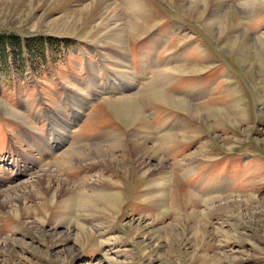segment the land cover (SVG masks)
<instances>
[{
	"label": "rangeland",
	"instance_id": "obj_1",
	"mask_svg": "<svg viewBox=\"0 0 264 264\" xmlns=\"http://www.w3.org/2000/svg\"><path fill=\"white\" fill-rule=\"evenodd\" d=\"M115 1L125 23L135 25L123 49L99 39L97 23L109 20L100 11L79 22L91 0H0V192H7L0 195V264H264V0H215L196 10H189L190 0H141L143 10L134 13L122 0ZM222 6L234 15L220 14L216 8ZM159 32L172 33L162 55L170 61L171 53L180 51L185 58L161 65L140 85L147 75L135 72V46L144 47V40ZM144 62L148 66L142 69L148 70L151 60ZM167 72L168 97L191 99L203 119L138 96L147 84L157 88L156 79ZM108 78L110 86L115 79L137 83L94 97L93 89ZM201 81L210 84L206 93L182 96ZM134 93L131 115L135 119L140 108L146 123L136 128L161 116L177 119L160 133L151 126L143 129L161 157L148 166L143 153L132 147L136 119L121 122L116 110ZM87 97L91 101L72 124L70 140L53 153L44 151V135L64 138L66 122ZM52 125L54 134L48 133ZM107 125L116 127L115 136L130 148L111 147L115 159L107 163L80 156L61 164L69 150L85 154L96 145L108 147L109 140L96 143L109 132ZM80 132L86 141L75 143ZM190 140L186 155L177 149L170 155L175 145ZM196 163L197 172L205 168L214 174L204 179L202 195H196L195 177L186 176L195 172ZM48 168L70 182L54 204L43 206L46 194L38 192L40 184H30L29 192L10 188L38 181ZM166 171L170 174L158 197L149 184ZM81 180L86 181L81 185ZM83 185L88 192L120 193L118 204L74 208L67 200L70 189ZM17 206L19 217L13 215ZM71 219L88 226L92 237L78 242L77 230L60 224Z\"/></svg>",
	"mask_w": 264,
	"mask_h": 264
},
{
	"label": "bare ground",
	"instance_id": "obj_2",
	"mask_svg": "<svg viewBox=\"0 0 264 264\" xmlns=\"http://www.w3.org/2000/svg\"><path fill=\"white\" fill-rule=\"evenodd\" d=\"M65 1V0H64ZM215 0H190V4L188 6L189 10H196L197 8L199 7H203L206 8L208 6V3H212L214 2ZM122 2H124L128 7H129V10L132 11V13H134V11L137 9L138 11H140L141 9L143 10V2L141 0H122ZM217 3H219V1H217ZM129 4V5H128ZM83 5V4H82ZM224 5V4H222ZM227 5V4H226ZM82 8V7H81ZM202 9V10H203ZM100 11V13H102L103 15H106L107 17L106 18H109V20L106 19V21L102 20V22H98V27H97V30H99L98 34L101 33V35H99V39L102 40V41H105L107 43H116L118 44V48L120 47V49H123L125 47L123 42H125L126 40V36L128 35V33L133 30L135 28V25L131 22H127L125 23V20L123 18V16H121V12L117 6V3L115 0H91L90 3L84 5V7L81 9L80 13L82 15V17L79 20V22L81 21H84L86 19V17H88L92 12H96V11ZM145 10V9H144ZM188 10V9H187ZM199 10V9H198ZM216 10L220 11V14H223V12H226V13H230L232 12L233 14V10H228L227 8L225 7H221V8H216ZM204 11V10H203ZM136 12V11H135ZM216 12V11H215ZM214 12V13H215ZM99 13V12H98ZM194 13V12H193ZM219 13V12H218ZM95 14V13H94ZM93 14V16H94ZM209 14V13H208ZM231 14V13H230ZM78 15V14H77ZM75 15V16H77ZM210 15V14H209ZM214 15V14H213ZM234 15V14H233ZM134 16H137V15H134ZM202 16V15H201ZM220 16V15H219ZM230 16V15H229ZM218 17V16H217ZM71 18V17H70ZM73 18V17H72ZM211 18V17H210ZM234 18V17H233ZM69 19V18H68ZM75 19V18H74ZM77 19V18H76ZM104 19V18H103ZM215 19V18H213ZM212 19V20H213ZM218 19V18H217ZM217 19L215 21H217ZM76 21V20H75ZM214 21V20H213ZM72 22V21H71ZM77 22V21H76ZM97 22V21H96ZM130 23V24H129ZM214 23V22H213ZM227 23V21H226ZM209 24V23H208ZM207 24V25H208ZM225 24V23H224ZM226 25V24H225ZM228 25V24H227ZM232 25V24H231ZM230 25V26H231ZM134 27V28H133ZM233 27V26H231ZM229 27V28H231ZM176 28V27H175ZM214 28V27H213ZM228 28V27H227ZM103 29V31H102ZM223 29V28H221ZM244 33V32H243ZM240 35V34H239ZM242 35V34H241ZM237 38V37H236ZM120 44H119V43ZM231 42V41H230ZM233 43V41H232ZM123 44V45H122ZM128 44V43H127ZM235 44V43H234ZM255 45V44H254ZM264 49V47L262 48ZM118 55V54H117ZM123 55V54H121ZM119 56V55H118ZM146 57V56H145ZM119 59V58H118ZM149 61V60H148ZM118 62V60H117ZM116 62V63H117ZM125 63V62H124ZM126 64V63H125ZM165 66V65H164ZM134 67V66H133ZM135 71V70H134ZM137 74L138 72L135 71ZM133 75V73H132ZM162 77H160L159 79H156V80H159V83H157L159 86L157 88L154 87V85L156 84H147L146 86L143 87V89L141 90V92L139 93L138 96H148V97H152L154 100L158 101V102H162L164 104H168L172 107H175L181 111H184L188 114H190L191 116H193L194 118H196L197 120H201L203 119V116L204 114L201 113L198 108L196 106H194L192 103H188L186 101H182L181 99L180 100H177V99H172V98H169L167 96H165L164 94V87H165V84L167 83V80L169 79L170 75L169 73L167 72L166 73H163L161 74ZM134 77V75H133ZM122 79V76L119 78V80ZM111 78H108V80L102 84V87L101 88H95L93 89L94 91L92 92L93 96H97V95H101L103 93H108V92H113L114 89L116 90H121V91H125V90H128L130 89L131 87L135 86L137 81L134 79L132 81H130V83L128 84H123L121 83V81L119 80H116L117 83L115 84L114 82V87L113 85L110 86V84H112L110 82ZM163 81V82H161ZM165 81V82H164ZM101 83V82H100ZM156 83V82H154ZM109 85V87H105L103 88L104 86H107ZM103 88V89H102ZM115 91V90H114ZM102 97V96H101ZM100 97V98H101ZM91 100L87 98H85V100L83 101V103L80 105V107L77 109V115L72 118L71 120L67 121L66 124H65V137L62 138V139H59L58 136H53V137H49V135H44L45 138L47 137L48 140L44 141L43 144H46L45 147H44V151H48L50 153H53L54 150H56V148L60 147L63 145V141L66 139V140H70L71 136H70V130H71V127H72V124L77 120V119H80L84 114H85V111L83 109V106H87L88 103L90 102ZM125 102L121 103L122 105L120 107H117L116 110H117V113H119V118L121 119V122H124L126 124H133L134 120L136 119L135 123L139 122V120L142 118V117H145V115H143V112L142 110L139 108L138 110V113L136 114V118L133 119V116L131 115V111L133 110L134 108V97H131V98H128L127 100H123ZM138 101V99H137ZM150 101V99H149ZM98 105V104H97ZM96 105V106H97ZM132 105V106H131ZM95 106V107H96ZM131 106V108H129ZM84 107V108H85ZM134 111V110H133ZM219 112V111H218ZM134 113V112H133ZM220 114V113H219ZM205 122V121H204ZM134 123V124H135ZM55 125V124H54ZM54 125H52V130H49L48 133L50 134H54ZM139 127H137V125L135 126V130L133 129V133H132V136L134 137L135 140L132 141V147L134 148H137L139 149L138 151L143 153V157L144 158V161H143V164L144 166H148L150 164V160H152L153 158H157V159H160V153H159V150L157 148V146L151 142L149 139L150 137L148 135H146L145 133H143V129H145V126L143 125H138ZM50 127V128H51ZM49 128V129H50ZM56 129V127H55ZM154 129V128H153ZM169 130V129H168ZM170 131V130H169ZM168 131V132H169ZM154 132V131H153ZM154 134V133H153ZM105 135V134H104ZM112 135L114 136V138L116 137L115 136V133H113V130L110 131L108 134H106L105 136L101 137V141H108L111 142L109 144L108 147H105V146H101V145H96L94 147L91 148V150L85 154L81 153L80 149H72L71 151L69 150L68 152L64 153V155H62V158L60 159L62 162L61 164L63 165H69V163L73 160L74 157H80V156H83L84 159H86L88 156V160H91L92 162L96 163L95 160L96 158H100L102 159V163H107V161L111 160L112 159H115L112 157V155H110V151L109 150H112L111 147H125V142H122L120 139V137H116L117 140L113 141L111 139L112 138ZM157 135V134H156ZM154 136V135H153ZM158 137V136H157ZM58 139V140H57ZM154 141V140H153ZM170 141H172V139H170ZM67 142V141H64V143ZM74 147V146H73ZM76 147V146H75ZM62 148V147H61ZM138 152V153H139ZM137 153V154H138ZM138 156V155H137ZM112 158V159H111ZM142 158V157H141ZM77 159V158H76ZM140 159V158H139ZM141 160V159H140ZM93 163V164H94ZM115 164V163H113ZM117 164V163H116ZM107 165V164H106ZM155 165V164H154ZM112 166V165H111ZM119 166V165H118ZM124 169L126 168V166L123 167ZM143 168V167H142ZM127 169V168H126ZM156 173V172H155ZM170 172L169 171H166L164 173H162V175L159 177H154L153 179H151V183L149 184L150 185V188H151V191H153V188L156 189V191L154 190V193L158 196L160 195L164 189H162L160 187L161 183L163 182L164 179H167V177L169 176ZM39 176V175H38ZM158 176V175H157ZM38 181H34V182H28V181H23V182H19V184H16L14 185L13 187H10V188H13L15 191H18V190H21L24 189V191H28V187H30L34 184H40V188H39V191L40 194L42 193H45V201L43 203V206L44 205H48V204H54L56 202V199L57 197L59 196V193H61L63 191V188H65L66 186H70V182H68L67 180H64L60 177L59 173H57V171H55L54 169L52 168H48V169H45L44 170V173L40 174V176L37 178ZM84 179V178H83ZM86 180H81L79 183L82 185V183H84ZM57 182V183H60L61 186L59 187H56L55 188V185L54 183ZM105 182V181H104ZM45 183V184H44ZM95 183V182H94ZM167 183V182H166ZM88 185V184H87ZM20 187V188H19ZM9 188V189H10ZM87 188L86 185L84 186H80L79 189H70V198H68V202L69 203H72L71 205L78 209V210H91V209H95L97 208V205H99V203H103V204H107V205H115V204H118V201L120 199L119 196L120 193H102V192H99V193H95V192H88L87 191ZM90 188V187H89ZM93 189V188H92ZM91 189V190H92ZM97 190L99 189H96V192ZM32 190H30L31 192ZM101 191V190H100ZM12 192V191H11ZM29 192V191H28ZM66 192V191H65ZM64 192V193H65ZM110 192V191H109ZM3 193V194H2ZM7 195V192L5 193L3 190H1L0 192V195ZM163 194V193H162ZM161 194V195H162ZM21 196V195H20ZM159 197V196H158ZM50 198V200H49ZM157 199V198H156ZM159 199V198H158ZM157 199V200H158ZM18 200V198H17ZM16 200V201H17ZM21 200V199H19ZM14 201V202H16ZM11 202V201H9ZM68 203V204H69ZM76 204V205H75ZM101 206V205H100ZM114 207V206H113ZM25 209L27 207H24ZM20 209H21V206H17L15 208V211L13 213V215L15 217H19L20 216ZM100 209V208H99ZM107 209V208H106ZM212 209V208H211ZM103 209L101 208L100 211H102ZM108 210V209H107ZM13 212V211H12ZM92 212V211H90ZM204 212V211H203ZM94 213V212H93ZM91 214V213H90ZM66 216V214H63V216ZM89 215V214H88ZM94 215V214H93ZM71 216V215H70ZM69 216V217H70ZM92 216V215H91ZM91 216H89L91 218ZM88 217V216H87ZM88 217V218H89ZM93 217V216H92ZM63 219V218H62ZM75 220V219H74ZM74 220L71 219V221L69 220H61L60 224H63L64 226L66 225L68 231H73L74 229H76V236H77V240L78 242L82 241V240H87V239H90L93 235V233L91 232V230L89 228H87L86 226L82 225L81 224H75L74 225ZM76 223V222H75ZM80 223V221H79ZM197 225V224H196ZM197 228V227H196ZM199 228V227H198ZM53 231V230H52ZM55 231V230H54ZM62 232V231H61ZM66 232V231H65ZM55 233V232H54ZM53 233V234H54ZM75 233V232H73ZM75 235V234H74ZM69 236V234H68ZM73 236V235H72ZM84 243V242H83Z\"/></svg>",
	"mask_w": 264,
	"mask_h": 264
},
{
	"label": "crops",
	"instance_id": "obj_3",
	"mask_svg": "<svg viewBox=\"0 0 264 264\" xmlns=\"http://www.w3.org/2000/svg\"><path fill=\"white\" fill-rule=\"evenodd\" d=\"M178 27V25H175V24H173L172 25V27ZM169 34H172V33H167V34H165V32H161V33H158L157 35H150L148 38V40H144V43H142V45H144L145 43H146V45L144 46V47H138L137 45L139 44V42L136 44V46H135V57H136V60H135V64H136V67H137V70L140 72V74L141 75H147V79L145 80V81H143L144 79L142 78V84H140V85H143L144 83H146L147 81H150L153 77H154V75L156 74V72L158 71V69L159 68H163V66H161V65H165L166 66V64L168 63V62H170V64L171 63H174V62H176V61H178V60H180V59H184V58H182L181 56L179 57V54L181 53L180 51H174V52H172L171 53V57H172V60H170L169 61V58H167V57H165V56H163L162 54H163V52L164 51H162L163 50V48H164V44H165V42H167V45H170V43H171V38H172V36H170ZM167 39H168V41H167ZM147 46V47H146ZM166 48V47H165ZM157 51V52H156ZM173 55H175V56H173ZM146 56V57H145ZM145 58V59H144ZM148 61V60H151V66H150V68L148 69V70H146V69H142V66L144 65V66H148V64H145V62L144 61ZM173 61V62H172ZM149 63V62H148ZM166 63V64H165ZM181 72H183V70L181 69L180 70ZM148 72V73H147ZM210 85V84H209ZM205 81H201V82H197L196 83V85H191V87H187V88H185L184 90H183V94H182V96H184V95H187V96H191V97H193V96H195V95H197V94H199L200 93V95H202V94H204V93H206V91L208 90V88L210 87ZM143 87V86H142ZM142 87H141V89H142ZM165 88L166 87H164V94L165 95H167L166 94V90H165ZM140 89V90H141ZM139 92H141V91H139ZM137 93V92H136ZM136 93H134V94H131V95H128V96H126L127 98H130V96L132 97L133 95H135ZM167 97H168V95H167ZM169 98H172V99H176V98H178V99H181V100H187L188 102H191L192 104H193V101L191 100V99H189V98H181V97H169ZM162 103V102H161ZM97 104H99V103H97ZM96 103L94 104V106L92 107V109H91V113H92V110L95 108V106L97 105ZM102 104V103H101ZM164 104V103H163ZM172 107V106H171ZM173 109H176V108H174V107H172ZM176 111V110H175ZM176 113H178V112H176ZM180 114H182V113H180ZM171 115V114H170ZM179 115V114H178ZM184 115V114H183ZM90 116V115H89ZM88 116V117H89ZM87 117V118H88ZM175 115H172L170 118L169 117H166V116H161V117H158V119H156V120H154V121H152V122H149V123H151L152 125H148V126H145V128H148V127H152V128H154V131H155V129L160 133V132H162V131H164L166 128H167V126H169V124L167 125V123H168V121L169 120H172V121H175V120H177V119H175ZM114 120V119H113ZM142 121V122H141ZM196 121V120H195ZM142 124V123H145V122H143V120L142 119H140V121L139 122H137L135 125H137V124ZM148 123V122H147ZM146 124V123H145ZM113 125H115V124H113ZM107 128H109V132L110 131H112L113 130V133L115 132L116 133V127H113V126H106ZM112 127V128H111ZM118 127V126H117ZM186 128V127H185ZM188 128V127H187ZM123 129H124V127H123ZM119 130V129H118ZM187 130V129H186ZM125 130H122V131H118V133L117 134H123V132H124ZM176 132H177V134H180L181 132H179L178 130H175ZM109 132H106V133H104L105 135L106 134H108ZM133 133V129H132V132L130 133V134H132ZM156 133V132H155ZM187 133V132H186ZM104 134H101L98 138H96L98 141L96 142V141H94V142H96V143H98L99 142V140L101 139V137H103V136H105ZM155 137L154 138H157L158 139V137H159V135H154ZM158 136V137H157ZM125 137H126V133H125V135H123V138H124V140H125ZM87 139H88V137H86ZM160 138H163L165 141H166V139H165V136H161ZM183 137L181 136V139H182ZM90 139H92V137H90ZM89 139V140H90ZM81 140V141H80ZM183 140V139H182ZM193 140V139H192ZM192 140H190V141H187V142H181V143H179V144H181L180 146H179V144L178 145H175L172 149V153L170 154V155H172V154H174L175 153V151H176V149L177 150H180L182 153H183V155H186V153H185V151L187 150V147L189 146V148L192 146V144H189ZM74 141H76L75 143H82V141H86L85 140V138L83 137V134L80 132L79 134H77V136L75 137V139H74ZM75 143L73 144V145H75ZM125 147H127V148H130V143L128 142V141H125ZM117 148V147H116ZM114 149V148H113ZM112 149V150H113ZM112 150H111V152H112ZM175 150V151H174ZM110 151V150H109ZM110 152V153H111ZM178 159V158H177ZM199 164L200 163H196V166H195V168H194V170H195V172L193 173V174H191V175H186V176H194L195 177V180H194V185H193V187L196 189V191H197V193L198 194H196V191H194L195 192V194L196 195H202V193H203V191H204V189H205V186H206V184H205V178L206 177H208L209 175L210 176H214V174H212V172H206L207 170H205V168L203 169L204 171L202 172V173H199V172H197V166H199ZM201 168V167H200ZM203 168V167H202ZM201 168V169H202ZM206 172V173H205ZM203 173H205V174H203ZM185 176V175H184ZM212 178V177H211ZM212 182V181H211Z\"/></svg>",
	"mask_w": 264,
	"mask_h": 264
}]
</instances>
